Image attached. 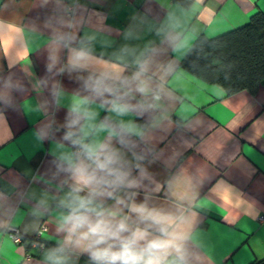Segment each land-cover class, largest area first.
<instances>
[{
    "label": "crops",
    "instance_id": "0c3cea01",
    "mask_svg": "<svg viewBox=\"0 0 264 264\" xmlns=\"http://www.w3.org/2000/svg\"><path fill=\"white\" fill-rule=\"evenodd\" d=\"M43 0H0V88L5 79L25 86L11 106L0 104V264H46L56 245L60 188L51 152L56 145L35 133L50 119L62 124L66 109H49ZM85 31L97 53L118 58L122 46L149 49L166 74L157 80L164 100L155 119L146 115L140 145L149 176L139 198L169 210L182 237L186 264H248L264 258V79L255 94L225 95L188 73L181 59L203 36L214 38L245 25L264 0H80ZM129 33L125 39V33ZM70 93L76 84L57 77ZM62 103L67 104L66 97ZM39 107V110H37ZM103 116V113H101ZM124 119H137L125 117ZM44 223V248L32 244ZM18 231L19 242L10 236ZM29 255V258H25ZM72 264H88L86 256Z\"/></svg>",
    "mask_w": 264,
    "mask_h": 264
},
{
    "label": "clouds",
    "instance_id": "9594fccd",
    "mask_svg": "<svg viewBox=\"0 0 264 264\" xmlns=\"http://www.w3.org/2000/svg\"><path fill=\"white\" fill-rule=\"evenodd\" d=\"M47 4V75L33 89L46 90L50 99L42 103L64 107L66 114L62 124L53 128L50 119L35 133L37 140L56 145L51 164L60 188L59 239L46 264H72L80 256L88 264H186L172 213L147 196L139 198L149 176L140 151L147 126L139 119L147 115L151 122L162 107L157 80L166 66L154 51L136 52L135 45L122 46L118 58L97 53L80 0H43L41 6ZM64 75L76 84L70 93L57 79ZM24 90L6 78L0 104L11 106L13 93Z\"/></svg>",
    "mask_w": 264,
    "mask_h": 264
},
{
    "label": "trees",
    "instance_id": "16d2710c",
    "mask_svg": "<svg viewBox=\"0 0 264 264\" xmlns=\"http://www.w3.org/2000/svg\"><path fill=\"white\" fill-rule=\"evenodd\" d=\"M187 5L191 0H176ZM182 68L201 81L220 87L225 95L255 94L264 79V12L214 38L197 37L183 58ZM248 264H264V258Z\"/></svg>",
    "mask_w": 264,
    "mask_h": 264
},
{
    "label": "built area",
    "instance_id": "2783aa9c",
    "mask_svg": "<svg viewBox=\"0 0 264 264\" xmlns=\"http://www.w3.org/2000/svg\"><path fill=\"white\" fill-rule=\"evenodd\" d=\"M258 220L259 221H262L264 220V216H259L258 217ZM46 231V227H45V224L42 223L39 227V229L37 230L36 234L34 235L33 237V241H32V244L33 245H36L40 248H44L45 247V243L44 241L42 240V234ZM12 240L14 242H19L20 238H19V235H18V231H14L13 233L10 234ZM25 258H29V255H25Z\"/></svg>",
    "mask_w": 264,
    "mask_h": 264
}]
</instances>
